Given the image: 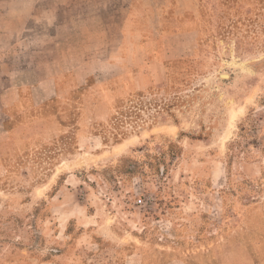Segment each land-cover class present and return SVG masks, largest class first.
<instances>
[{
    "label": "rangeland",
    "instance_id": "1",
    "mask_svg": "<svg viewBox=\"0 0 264 264\" xmlns=\"http://www.w3.org/2000/svg\"><path fill=\"white\" fill-rule=\"evenodd\" d=\"M85 3L47 12L45 79L19 70L0 96V264H117L139 242L151 264H202L194 250L262 230L264 0L173 16L188 36L164 70L140 49L141 86L121 71L123 14Z\"/></svg>",
    "mask_w": 264,
    "mask_h": 264
},
{
    "label": "crops",
    "instance_id": "2",
    "mask_svg": "<svg viewBox=\"0 0 264 264\" xmlns=\"http://www.w3.org/2000/svg\"><path fill=\"white\" fill-rule=\"evenodd\" d=\"M47 1L0 0V96L8 94L7 81L9 78L13 79L19 70L27 74L33 73L38 80L45 79V68L42 61L43 45L38 42V39L40 38L39 34L47 29V12L49 13L52 8L56 10L59 7V0ZM85 1V5L83 4L86 8L85 16L93 12L94 7L101 9L99 11L103 16L109 12L123 14L118 28L120 34L118 46L122 50H131L132 58L124 61L120 67L123 78H130L131 75L138 81L139 86H141V80L144 77L143 72L136 71V67L140 64L138 58L140 49H163L162 53L152 58L151 63L155 69L163 68L164 70V63L168 59L165 49L171 47L168 42L173 37L182 39L188 36L187 33L182 34L186 29L181 30L173 26L170 29L167 25L171 23L173 16L191 14L199 4V0ZM71 6H73L72 3ZM71 30H78V27H71ZM19 35L21 36L19 37ZM159 70L153 78H159ZM51 78L55 79L56 76L53 74ZM21 90L18 95L29 94V101L38 102V97H35L34 93L29 91L27 93L24 87H21ZM0 112H9V104H0ZM6 122L5 119H0V147L6 142V134H9ZM4 130L6 133L3 132ZM258 219L262 220L264 225V215L259 216ZM225 240H230V243L227 245L222 243ZM138 244L134 249L125 253L117 264H151V253L142 247L140 242ZM215 246L214 249H207V251L198 249L193 252L198 255L202 264H264V228L262 230L250 229L246 233L236 232L228 239L222 237ZM182 263L191 264L186 258L182 260ZM164 264L175 263L169 261Z\"/></svg>",
    "mask_w": 264,
    "mask_h": 264
}]
</instances>
